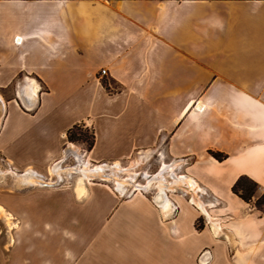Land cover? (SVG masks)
I'll use <instances>...</instances> for the list:
<instances>
[{"label":"crops","instance_id":"1","mask_svg":"<svg viewBox=\"0 0 264 264\" xmlns=\"http://www.w3.org/2000/svg\"><path fill=\"white\" fill-rule=\"evenodd\" d=\"M80 123L85 160L133 184L0 189L3 264H264V216L231 192H264V0H0V156L44 174Z\"/></svg>","mask_w":264,"mask_h":264},{"label":"rangeland","instance_id":"2","mask_svg":"<svg viewBox=\"0 0 264 264\" xmlns=\"http://www.w3.org/2000/svg\"><path fill=\"white\" fill-rule=\"evenodd\" d=\"M106 75V74H105ZM101 75V76H105ZM107 82L108 91H112L117 89V85L110 83L107 80H102ZM102 83V82H101ZM80 104H83L80 102ZM83 124V131H86L88 135H90L93 131V128L90 127L87 123ZM69 144H73L78 151H74L73 153L69 150ZM86 143L85 142H66L63 150V160L55 163L48 171H46L44 174L36 172L34 170H25V169H15L11 165H9L1 156H0V189L3 192H8L9 190L18 189L17 185H20L21 188H67L72 187L75 184V181H78L80 174L78 168L81 166V156H80V150H87L86 149ZM75 160H74V159ZM103 164H111V163H102V164H94L91 167L94 166H100ZM112 166V165H111ZM111 166H108L104 170V174L109 173L112 174L113 170L110 169ZM124 167H128V171H131L133 173H140V172H148V174H157L160 171V168L154 164V160L152 157L141 159L138 155H135L132 157L131 162L127 163V165H122ZM121 166V167H122ZM61 168L63 171L58 175L56 173V169ZM90 167V168H91ZM122 167V168H124ZM70 169V170H69ZM56 170V171H55ZM69 170V173H68ZM73 172H78L76 175L72 174ZM33 172V174H32ZM33 175L35 177V181H28L26 180V176ZM40 174V175H37ZM117 174V173H115ZM126 175V176H125ZM43 176H46V178H43ZM63 176V180H62ZM78 176V177H77ZM111 176V175H110ZM118 177L122 178L123 180L126 179L128 174H124L122 172H119L117 174ZM22 177V179L20 178ZM77 178V179H76ZM87 178V177H86ZM134 178V177H133ZM140 178V177H139ZM108 181V182H106ZM84 182H86L84 180ZM91 182H98L103 184H109L111 187L113 186L112 180H105V179H99L95 178L94 180H91ZM131 182V181H130ZM148 180H146V183L144 185H147ZM70 183V184H68ZM87 183V182H86ZM135 183V182H134ZM115 184V183H114ZM133 184V182H131ZM141 184V183H139ZM154 184L153 182L150 183V185L147 186V188L152 187ZM117 188V186H116ZM127 193L124 192L123 195H126ZM261 194H259L260 196ZM257 196V195H256ZM255 195L253 196L251 202L249 203L251 207H254L255 202L257 200V197ZM258 196V197H259ZM8 214H11V220L9 221L6 218V215L0 212V264H3L6 261V257L8 254V250L11 246V243H13V237H14V229H18V226H20V220L17 218L13 213L9 211V209H4ZM15 224V225H14ZM11 227V228H10ZM202 227V221L199 220L196 223V228Z\"/></svg>","mask_w":264,"mask_h":264},{"label":"trees","instance_id":"3","mask_svg":"<svg viewBox=\"0 0 264 264\" xmlns=\"http://www.w3.org/2000/svg\"><path fill=\"white\" fill-rule=\"evenodd\" d=\"M102 86L108 90L107 82L102 81ZM82 127L83 124L80 123L69 128L66 132V142H85L87 146L86 149L89 151L94 145V132L88 135L86 131H83ZM209 154L218 161H222L226 158V155L220 152L209 151ZM257 190L258 184L247 176H240L231 187L232 194L248 204L251 202ZM253 208L264 216V192L257 198ZM198 229H200V227Z\"/></svg>","mask_w":264,"mask_h":264},{"label":"bare ground","instance_id":"4","mask_svg":"<svg viewBox=\"0 0 264 264\" xmlns=\"http://www.w3.org/2000/svg\"><path fill=\"white\" fill-rule=\"evenodd\" d=\"M75 149H76L75 146H73V145H70L69 146V150L71 152L75 151ZM105 168H107V166H96V167H91L90 168L87 165V163H81V166L78 168L80 177H79V179L77 181V183H78L77 184V189L80 190V189L83 188V180H84V178L91 177V178H99V179H105V180H112L116 184L117 190H119L120 192L124 191V188H125L124 186L126 184H129L131 180H128V181L127 180H121V178L118 177L117 174H115L117 172L119 173V171L121 170V168L117 164H113L111 166L110 169L113 170V173L110 174L111 176L109 175V173L104 174ZM56 170L55 171H56V173L58 175L63 171L61 168H58ZM69 170H68V173H69ZM33 177H35V176L29 174V176L28 175L26 176V180H28L29 182L30 181H35V178H33ZM20 178L22 179V177H20ZM183 183L184 184H187L188 188L185 187L187 190H191L193 188V186H195L193 182H190L189 181V179H185L184 180L182 178L175 179V181L173 182V185H177L179 187H184L183 186ZM157 185H158V188H163L164 182L159 178L158 179V182H157ZM137 186H139V185H137ZM135 188H137V187H135ZM0 212H2L3 214H5L7 220L9 221V223H11L10 222L11 216L4 209H0Z\"/></svg>","mask_w":264,"mask_h":264},{"label":"built area","instance_id":"5","mask_svg":"<svg viewBox=\"0 0 264 264\" xmlns=\"http://www.w3.org/2000/svg\"><path fill=\"white\" fill-rule=\"evenodd\" d=\"M106 74V70L105 69H101L100 70V75H105ZM87 151L88 150H85V149H83V150H80V156H81V161L83 160L85 163H87V165L89 166V167H91V166H93L94 164L91 162V163H88L86 160H85V156H86V153H87ZM74 159V158H73ZM75 160V159H74ZM78 172H73L72 171V174L73 175H76ZM32 174H33V172H32ZM37 175H40V174H37ZM78 175H79V173H78ZM40 176H42V175H40ZM78 177V176H77ZM43 178H46V176H43ZM77 179V178H76ZM95 178H91V177H89V178H84V180L86 181V182H91V180H94ZM62 180H63V176H62ZM76 182V181H75ZM68 184H70V183H68ZM132 189H134V188H132Z\"/></svg>","mask_w":264,"mask_h":264}]
</instances>
